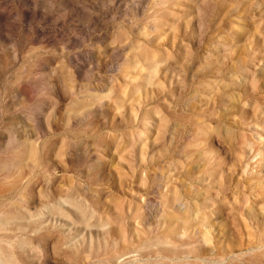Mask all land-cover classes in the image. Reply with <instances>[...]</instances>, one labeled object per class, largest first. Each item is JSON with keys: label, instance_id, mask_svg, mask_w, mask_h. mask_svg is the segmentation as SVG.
Instances as JSON below:
<instances>
[{"label": "rangeland", "instance_id": "rangeland-1", "mask_svg": "<svg viewBox=\"0 0 264 264\" xmlns=\"http://www.w3.org/2000/svg\"><path fill=\"white\" fill-rule=\"evenodd\" d=\"M0 264H264V0H0Z\"/></svg>", "mask_w": 264, "mask_h": 264}]
</instances>
